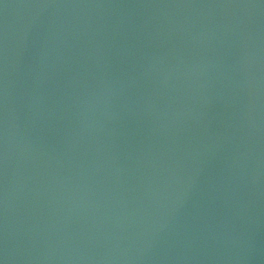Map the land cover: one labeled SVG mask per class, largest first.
I'll list each match as a JSON object with an SVG mask.
<instances>
[{
  "label": "water",
  "instance_id": "95a60500",
  "mask_svg": "<svg viewBox=\"0 0 264 264\" xmlns=\"http://www.w3.org/2000/svg\"><path fill=\"white\" fill-rule=\"evenodd\" d=\"M0 264H264V0H0Z\"/></svg>",
  "mask_w": 264,
  "mask_h": 264
}]
</instances>
